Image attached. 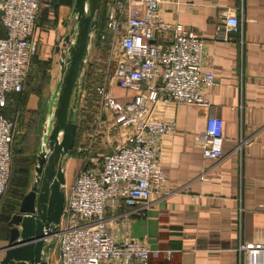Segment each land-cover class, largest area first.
<instances>
[{
  "label": "built area",
  "instance_id": "1",
  "mask_svg": "<svg viewBox=\"0 0 264 264\" xmlns=\"http://www.w3.org/2000/svg\"><path fill=\"white\" fill-rule=\"evenodd\" d=\"M40 0H0V200L12 176L15 123L5 116L9 97L27 85L36 55L35 31ZM169 0H109L106 31L120 50L114 76L98 89L103 104L123 135L111 153L91 160L66 191L58 232L48 238L58 246V264H150L147 243L128 235L116 236L113 224L121 216H140L155 195L167 193L168 179L161 165V143L176 123L153 116L163 103L208 106L215 85L203 70L205 40L180 24L168 23L161 5ZM227 31L238 30L236 17L223 21ZM113 86L138 92L127 103L111 94ZM225 123L210 117L204 134L203 156L224 158ZM124 212L123 214H120ZM241 264H264V243L242 244ZM171 254V252H168Z\"/></svg>",
  "mask_w": 264,
  "mask_h": 264
},
{
  "label": "crops",
  "instance_id": "2",
  "mask_svg": "<svg viewBox=\"0 0 264 264\" xmlns=\"http://www.w3.org/2000/svg\"><path fill=\"white\" fill-rule=\"evenodd\" d=\"M40 1L33 60L46 61L62 57L57 47L70 33L75 0ZM161 13L205 40L203 70L215 85L208 106L155 107L156 119L177 125L161 143L168 194L154 195L140 216H121L112 227L118 238L147 243L150 264H241L242 244L264 243V0H169ZM226 17L238 19L236 32L224 27ZM112 92L122 103L138 95L117 86ZM16 96L4 110L10 120ZM210 117L225 123L219 162L203 156Z\"/></svg>",
  "mask_w": 264,
  "mask_h": 264
},
{
  "label": "rangeland",
  "instance_id": "3",
  "mask_svg": "<svg viewBox=\"0 0 264 264\" xmlns=\"http://www.w3.org/2000/svg\"><path fill=\"white\" fill-rule=\"evenodd\" d=\"M108 2L109 0H101L100 20L93 35L86 67L80 77L74 109V122L78 127L75 144L65 157L63 165L65 194L79 172L86 165L92 166L91 160L111 153L116 145L123 141V135L114 126L111 110L104 106L98 93V89L109 84L113 78L116 61L120 57V50L116 44H112L111 36L101 40V35L106 31ZM74 23L75 17L72 14L69 26H73ZM71 39L74 40V36H71ZM64 43L62 40L57 47L60 48V52L66 49ZM61 61L62 57L57 54L54 59L33 60L24 91L12 98L8 109L9 117L14 118L12 121L16 126V135L11 181L0 200V248L7 245L9 230L12 227L11 218L19 213L20 204L36 179V156L42 146L44 150L48 149L51 129L56 121L57 92L62 82ZM111 94L114 97L112 90ZM17 102L20 107L17 106ZM62 136L63 132L60 134V140ZM47 258L49 264H58V246L47 255ZM1 260L2 255L0 262Z\"/></svg>",
  "mask_w": 264,
  "mask_h": 264
},
{
  "label": "water",
  "instance_id": "4",
  "mask_svg": "<svg viewBox=\"0 0 264 264\" xmlns=\"http://www.w3.org/2000/svg\"><path fill=\"white\" fill-rule=\"evenodd\" d=\"M100 8L101 0H75V23L71 34L64 38L67 49L63 50L60 62L62 82L57 92L56 121L49 137V153L42 146L36 156V179L23 198L19 213L11 218L8 243L0 250L4 254L0 264H49L47 255L55 249V244L48 242V238L57 234L64 212V159L75 144L77 92L98 25ZM2 15L0 12V17Z\"/></svg>",
  "mask_w": 264,
  "mask_h": 264
},
{
  "label": "flooded vegetation",
  "instance_id": "5",
  "mask_svg": "<svg viewBox=\"0 0 264 264\" xmlns=\"http://www.w3.org/2000/svg\"><path fill=\"white\" fill-rule=\"evenodd\" d=\"M45 151H47V153H49V149H47V150H45ZM35 182V181H34ZM2 248H0V250H1ZM0 255H2V259H3V257H4V254H3V252L2 251H0Z\"/></svg>",
  "mask_w": 264,
  "mask_h": 264
},
{
  "label": "trees",
  "instance_id": "6",
  "mask_svg": "<svg viewBox=\"0 0 264 264\" xmlns=\"http://www.w3.org/2000/svg\"><path fill=\"white\" fill-rule=\"evenodd\" d=\"M100 18V17H99ZM100 20V19H99ZM19 95V94H18ZM13 96H16V95H12V96H10L9 97V101H10V99H11V97H13ZM13 147H14V144H13ZM13 154H14V151H13Z\"/></svg>",
  "mask_w": 264,
  "mask_h": 264
}]
</instances>
